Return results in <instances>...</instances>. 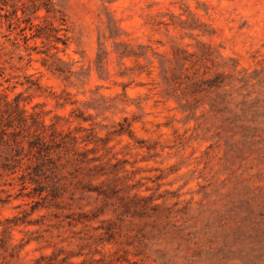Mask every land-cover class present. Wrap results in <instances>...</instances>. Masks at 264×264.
I'll return each instance as SVG.
<instances>
[{
	"label": "rangeland",
	"instance_id": "obj_1",
	"mask_svg": "<svg viewBox=\"0 0 264 264\" xmlns=\"http://www.w3.org/2000/svg\"><path fill=\"white\" fill-rule=\"evenodd\" d=\"M0 92V264H264V0H0Z\"/></svg>",
	"mask_w": 264,
	"mask_h": 264
},
{
	"label": "trees",
	"instance_id": "obj_2",
	"mask_svg": "<svg viewBox=\"0 0 264 264\" xmlns=\"http://www.w3.org/2000/svg\"><path fill=\"white\" fill-rule=\"evenodd\" d=\"M45 10L46 13H49V9L45 8ZM0 98L3 99L6 106L9 105L6 99L7 95L4 94V92H0ZM14 109L16 110L15 112L17 113L16 121L25 123L26 119L23 116L25 112L23 109L19 108L18 102L15 103ZM17 133L18 131H15V128H13V123L11 121V118L8 121H6L4 117L0 114V151L3 152L9 148V149H14V152L16 153L18 150L21 149V147L24 148L21 145L20 141H18L17 139L18 138ZM27 135L28 136L31 135L30 138H32V140L28 142L29 149L36 148L37 153H41L42 151H44L43 147L45 142L41 137L36 136L35 133H30L29 130ZM35 168L38 169V173H39L41 171V164L39 163L38 165H36ZM31 182L37 183L35 179H30L29 183Z\"/></svg>",
	"mask_w": 264,
	"mask_h": 264
}]
</instances>
